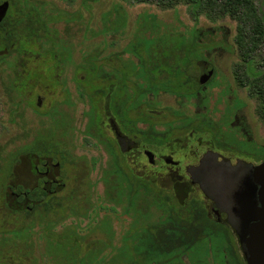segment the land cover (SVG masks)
<instances>
[{
  "label": "rangeland",
  "instance_id": "1",
  "mask_svg": "<svg viewBox=\"0 0 264 264\" xmlns=\"http://www.w3.org/2000/svg\"><path fill=\"white\" fill-rule=\"evenodd\" d=\"M35 1L37 8L52 12L56 17L62 16L61 18L64 19L54 20L49 24L55 29L54 38L68 48V60L60 65L55 61L52 76L58 80L60 78L65 80V87H67L69 95L64 98H67L68 101L66 105L62 104L63 97L57 88L60 81L57 80V82L54 81L50 90L28 89L21 92L19 97L15 96L6 83L8 70L3 63H0V153L5 158L8 157L19 144L29 139L32 127L41 126L44 123L45 117L36 114L29 108L33 91L39 90L41 94H44L42 96L43 106L57 104L59 108L61 106V110L64 109L66 114L64 117L68 121L67 129L61 137L68 156L67 161L65 160V171L64 173L61 171V173L64 175L67 187L53 195L52 204L54 206L47 213L34 210L26 214L22 209L12 210L9 197L0 191V232L17 230L27 225L32 226L26 248L22 247L19 238L14 237L4 247H0V256L8 264H54L50 255L44 253L45 233L42 230L45 228L44 221L56 219L57 223L49 228V231L54 232L53 236L59 237L62 233H70V229H72L74 233L71 236L78 242L80 254H83L87 246L101 249L97 252L94 248L98 257L94 258L90 264H113L111 260L120 255L119 248L123 246L124 237H126L129 246L135 232L145 231L142 227L149 228V225L162 219L171 207L172 209L180 208V213L183 216H190L189 209L196 205V202L198 207L202 198L200 193L193 189L191 190L193 193H189L185 187H181L183 182L170 180L171 176L165 172L167 167L159 161L153 165L155 170L161 168L164 170L158 171L161 172L159 174L158 172L150 173L147 177L150 187L148 201L142 200V193L137 191L136 195L139 197L134 205L140 208L138 215L133 214L134 205H132L133 207L128 205L124 194L120 195L121 199L117 200L116 204L111 203L104 195L103 183L109 177L108 170L112 168L111 157L105 146L92 134L85 131L91 115L88 111L90 108L89 96L79 92L72 80L78 72L77 68L82 56L85 54L94 55L95 48L99 49L100 55L104 58L121 52L124 46L133 40L142 14L150 13L162 24H170L181 29L174 18V15L177 14L185 26L197 30L199 41L203 45L200 51L201 58L209 61L215 74L212 81L198 90L196 96L175 99L170 94L158 95L156 98L158 101L152 108L156 110L163 108L164 111L163 116L154 119L158 121L156 129L161 130L166 126L164 122L172 120L174 117L177 118L171 113V110L179 109L183 114L204 112L213 122L220 121L219 118H227L229 123L221 125V132L229 131V128L232 127V131L236 130L235 137L251 141L264 148V117L260 114L258 107L260 99L257 90L256 94L251 88L253 85L250 84L252 76L248 74V67L244 64L235 42L237 29L242 26L236 18L229 15L228 11L216 12V16L208 15L206 8L196 12L192 4L184 0L173 6H163L152 0ZM251 1L257 12L264 18V0ZM118 4L121 5L120 8H118ZM116 6L119 14H124L125 24L117 31L104 30L105 23H108L110 19V22L113 20ZM57 12L61 15H58ZM45 56L48 57L49 54L42 53L38 57ZM121 56H127L136 61V57L129 53H123ZM252 65L256 71L264 70V43L253 54ZM192 72L198 74V69L195 68ZM57 73H59V77ZM88 82L90 85L97 84L98 79L95 81L89 79ZM85 88L88 90L87 86ZM89 89L92 90V88ZM90 94L94 95L92 91ZM16 100L23 102L16 106ZM16 108L17 112H15ZM102 113L101 110L100 114ZM59 114L62 115L60 112ZM59 114L54 115V119L58 118ZM99 124L105 137L109 136L107 126L102 120L99 121ZM188 131V128L181 127L173 128L167 132L169 138L177 136L174 139L177 143L175 147L177 151L174 154L181 162L194 160L206 144H210L212 148L232 160L236 156H242L229 143L224 145L222 141L215 140V137H220L219 130L216 134L214 129L196 126L195 133L192 134V137L190 135L191 138L187 140V144H184ZM149 148L156 154L161 152L158 146L149 144ZM244 151L248 154L251 153L247 144L244 145ZM261 153L264 154L262 151ZM250 155L243 156V159L254 163L256 159L254 155ZM122 157L124 159V155ZM128 157L127 155V168L140 172L144 170L143 167L141 169V166L146 163L145 158L142 156L135 158L134 154ZM146 166L147 169L143 171V174H148L149 169L152 168L150 165ZM9 181H12L11 177ZM74 187H79V191L72 193ZM116 192H118L117 189ZM163 200L164 203H162ZM191 200L197 201L190 203ZM179 202L180 204H178ZM183 202L186 203L183 204ZM57 203L59 205H56ZM68 207H72V209L69 210ZM81 209H85V215L79 214ZM141 212L144 213V217L141 216ZM101 219H107L112 228L110 238H105L104 227L99 228ZM206 224L209 225L205 221ZM209 228L205 229L204 235L191 244L188 249L178 251L187 252L192 264H212L214 259L220 257L222 260V255L225 258L228 252H234L233 250L237 249L236 237L231 231L224 228L223 233V228H219V226L213 230L211 227ZM7 237L11 236L7 235ZM105 242H109V244H103ZM143 253L147 255L150 252ZM151 256L154 255L151 254ZM168 256L161 254V259L166 260ZM119 263L127 264L121 261ZM138 263H141V260ZM81 264L88 263L84 260Z\"/></svg>",
  "mask_w": 264,
  "mask_h": 264
},
{
  "label": "flooded vegetation",
  "instance_id": "2",
  "mask_svg": "<svg viewBox=\"0 0 264 264\" xmlns=\"http://www.w3.org/2000/svg\"><path fill=\"white\" fill-rule=\"evenodd\" d=\"M4 3L5 11L0 18V63H3L8 70L6 78L8 88L12 89L15 96L19 97L21 92L28 89L50 90L52 84L60 81L57 84L60 95L63 98L68 97L69 91L65 87V80L52 77L55 61L60 65L68 60V48L54 38L55 29L49 24L54 20H64L61 18L62 16L56 17L52 12L37 8L35 0H0V6ZM131 42H128L121 52H116L113 56L102 57L98 48H95L92 56L83 55L77 68L78 72L72 78L77 90L89 96L90 108L88 111L91 115L85 131L101 142L110 155L112 168L108 170L109 179L116 182L118 175L126 177L128 181L135 179L136 184L130 186L129 189L134 187L142 193V200L148 201L150 187L147 177L150 173L154 174V172L164 170V168L155 170L153 165L159 161L167 167L165 172L171 176L170 180L183 182L181 187H185L189 193H193L191 191L193 189L200 193L202 198L200 207H197V200H191L190 203L196 202V205L189 209L190 216H183L180 213V208H173L174 219L179 222L186 220L201 224H205L206 221L209 224L207 229L211 227L213 230L219 226V228H223V233L224 228H227L235 235L237 249L224 254L225 258L222 255V260L220 257L214 259L212 264H248L239 236L232 226L230 206L217 199L211 188L205 185L202 168L208 165L212 166V164L221 165L220 163H227L230 166H236L239 163H246L250 166L264 164V154L261 153V151L264 153V148L251 141L235 137L236 130L233 132L232 127L229 128V131L221 132V125L229 123L227 118H219L220 121L213 122L204 112L183 114L179 109L171 110V113L177 118L174 117L172 120L164 122L166 126L161 130L156 129L158 121L154 119L163 116L164 111L163 108L157 110L152 108L158 101L157 96L170 94L175 99L196 96L199 89L212 81L215 74L214 68L208 60L201 57H171L166 60L183 61L186 65L181 67L182 73L165 76L163 74L164 65H162L164 58H141L134 55L136 57V61H134L133 58L122 57L123 53L133 55L126 50ZM42 53H48L49 56L38 57ZM142 61L146 65L143 67V77H139L134 74V69H138ZM155 62L160 65L155 66ZM195 68L198 69V74L192 72ZM209 71H211V75L206 76ZM57 75L60 76L59 73ZM89 79L94 81L98 79V83L90 85ZM86 86L88 90H86ZM91 91L94 95L90 94ZM42 96L44 94H41L39 90H34L29 108L36 114L43 115L44 123L41 126L32 127L29 139L19 144L8 157L5 158L0 153V191L9 197L12 210L22 209L24 212L28 210L30 213L38 210L47 213L52 208L53 195L67 187L61 171L63 173L65 171L68 153L63 147L64 142L61 135L63 136L67 129L68 121L64 117L66 116L64 109H60L61 106L60 108L57 104L43 106ZM63 98L61 102L66 105L68 100ZM22 102L16 100V106ZM101 110L102 114H100ZM17 111L16 108L15 112ZM56 114H59V117L54 119ZM100 120L107 126L109 131L107 137L100 128ZM196 126L214 129L216 134L219 130L220 137L214 136L215 140L222 141L224 145L229 143L242 156H236L232 160L212 148L210 144H206L194 160L181 162L174 154L177 151L175 149L177 143L174 141L177 136L169 138L167 132L173 128H188L189 131L184 142L187 144V140L195 133ZM149 144L158 146L160 154L151 150ZM245 144L250 147V154L254 155L256 159L254 163L243 159V156H251L244 151ZM133 154L135 158L142 156L146 159V163L141 166V169L144 168L142 172L127 168L126 157L127 155L131 157ZM146 165H150L152 168L149 169L148 174H143V171L147 169ZM10 177L12 181H9ZM103 185L104 195L111 203H118L116 200V188L118 187L116 185L107 186L105 183ZM126 187L128 186L125 185ZM169 187L172 188V186ZM78 189L79 187H74L71 192H78ZM107 190L109 193H106ZM164 202L163 200L162 203ZM185 203L183 202V204ZM68 209L70 210L72 207H68ZM139 210L140 208L134 205L133 214L138 215ZM79 214L85 215V209H81ZM141 216L144 217V213L141 212ZM99 226L100 229L104 227L105 238H110L112 228L107 219H101ZM142 229L146 230L147 228L142 227ZM15 230L5 232L13 233ZM102 242L104 241L102 240ZM105 243L109 244V242ZM94 248L92 247L93 250ZM186 253L162 252L159 254L158 264H192V260H189ZM134 254L135 252H126L128 264H148L144 262L143 255L135 258ZM161 254L169 256L166 260H162ZM228 257L229 259H227ZM114 258L111 261H114ZM139 260L141 263H138ZM4 262L5 260L0 257V264Z\"/></svg>",
  "mask_w": 264,
  "mask_h": 264
},
{
  "label": "trees",
  "instance_id": "3",
  "mask_svg": "<svg viewBox=\"0 0 264 264\" xmlns=\"http://www.w3.org/2000/svg\"><path fill=\"white\" fill-rule=\"evenodd\" d=\"M150 1V0H141ZM163 6H173L182 0H152ZM192 4L197 10L207 9V14L215 15L216 12L228 11L229 15L236 18L242 27H238L235 42L240 55L243 58L244 64L248 67V74H251L250 84L252 90H257L260 103L259 111L264 117V70L256 71L252 65V56L256 50L264 43V18L257 12L251 0H184ZM118 8L121 5H117ZM115 7L116 13L113 20L105 23L104 30H119L125 24L124 14H119V10ZM60 12V10H59ZM59 12H57L59 14ZM66 16V13H64ZM55 15V14H54ZM196 15V13H195ZM107 17L108 14L106 13ZM74 17V16H73ZM71 17V18H73ZM69 18V17H66ZM75 18V17H74ZM176 23L181 29L175 28L173 25H164L161 21L150 14H142L138 22L137 31L134 34L132 42L127 46L126 50L130 51L133 55L138 57L147 58H164L162 65H164L163 74L182 73L181 67L186 63L183 61H167L166 58L179 57H201L202 44L199 41V36L195 28H188L178 18L177 14L174 15ZM196 19V18H195ZM107 20V19H106ZM88 56H92L89 54ZM158 62V61H157ZM155 62L154 65L158 66L159 63ZM153 63V62H151ZM150 63V64H151ZM145 62H140L139 68L134 69V74L143 77ZM181 69V70H178ZM150 80V77H149ZM256 93V94H257ZM107 186L116 185L118 192H116V200H120L121 194L125 195V200L128 205H134L138 192L130 186L136 184V180L128 181L124 176H117L115 180H110L109 177L105 179ZM116 183V184H115ZM125 185L128 186L125 188ZM121 186V187H120ZM128 188V189H127ZM106 193H109L107 190ZM109 195V194H107ZM59 203V202H58ZM56 205H59V204ZM54 205L52 204V207ZM172 207L168 209L166 215L157 222L149 225L145 231H137L133 234V240L129 243L126 242V237L123 238V246L119 248L120 255L114 258L113 264H120L119 262H126L125 252H135V258L143 255L144 262L148 264H158L157 257L162 252H178L184 251L189 248L198 238L204 235L207 224L195 223L192 221H177L173 218ZM30 212L26 210V214ZM57 223V220L44 221L45 228L42 232L44 235V248L45 252L54 260V264H81L85 260L90 264L94 258L98 257L92 247H87L80 254L78 242L73 240L72 229L69 232L62 233L59 237L53 231H49L50 226ZM31 225L23 226L15 230L13 233L0 232V247L16 237L22 242V247L28 245L31 234ZM48 234H47V233ZM10 235L11 237H7ZM49 235V236H47ZM108 244V243H105ZM24 249V248H22ZM1 250V249H0ZM101 251L99 249L97 252ZM143 252H150L145 255ZM151 254L154 256L152 257ZM1 257V256H0ZM3 264H8L6 261ZM128 264V263H127Z\"/></svg>",
  "mask_w": 264,
  "mask_h": 264
},
{
  "label": "water",
  "instance_id": "4",
  "mask_svg": "<svg viewBox=\"0 0 264 264\" xmlns=\"http://www.w3.org/2000/svg\"><path fill=\"white\" fill-rule=\"evenodd\" d=\"M5 3L0 6V18ZM211 75V71L206 76ZM212 164L202 168L205 185L230 206L248 264H264V164ZM257 202V203H256Z\"/></svg>",
  "mask_w": 264,
  "mask_h": 264
}]
</instances>
